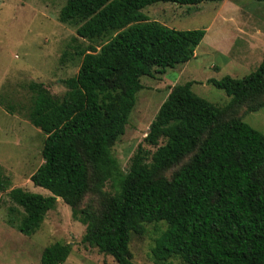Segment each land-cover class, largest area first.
Listing matches in <instances>:
<instances>
[{
	"label": "trees",
	"instance_id": "16d2710c",
	"mask_svg": "<svg viewBox=\"0 0 264 264\" xmlns=\"http://www.w3.org/2000/svg\"><path fill=\"white\" fill-rule=\"evenodd\" d=\"M221 1H65L58 22L75 25L77 38L101 44L76 52L79 65L62 82L61 97L39 83L27 84V119L44 136L42 163L28 179L49 195L12 190L9 197L22 216L15 225L8 218V225L23 236L34 234L59 199L83 226L81 247L114 264H131V233L142 235L145 224L156 223L165 228L150 249L155 263L264 264V136L230 117L240 107L264 108V54L240 79L206 80L229 99L223 108L194 95L193 82L172 86L143 138L153 151L138 145L123 173L110 153L134 106L139 79L188 62L204 37L202 29L148 21L141 10L159 2ZM105 183L111 194L102 192ZM87 195L95 205L82 206ZM69 252L68 244L53 243L41 251L39 264H60Z\"/></svg>",
	"mask_w": 264,
	"mask_h": 264
},
{
	"label": "rangeland",
	"instance_id": "374dc122",
	"mask_svg": "<svg viewBox=\"0 0 264 264\" xmlns=\"http://www.w3.org/2000/svg\"><path fill=\"white\" fill-rule=\"evenodd\" d=\"M65 1L0 0V264H39L41 251L53 243L70 246L68 257L60 264H114L109 256L81 247L83 226L71 218L69 208L59 199L30 236L21 235L7 224L8 218L15 225L22 216L9 197L12 190L49 195L28 179L42 163L44 136L27 119L31 97L27 84L39 83L51 95L61 97L66 91L62 82L77 71L80 58L76 52L101 44L77 38L75 25L58 22L57 14ZM141 13L148 21L167 28L202 29L204 37L188 62L163 74L155 73L152 78L139 79L141 88L135 94L123 134L110 148L122 173L138 145L153 151L143 138L172 86L193 82L190 89L194 95L223 108L229 99L206 80L225 75L240 79L256 69L264 54V0H223L196 6L159 2L143 8ZM5 108L12 114H7ZM232 112L230 117L264 136V108L249 112L240 107ZM112 191L109 183L102 187L107 195ZM95 203L96 198L87 195L82 206ZM9 208L14 209L10 214ZM143 227L142 235L131 233L129 237L131 264H179L177 259L155 263L151 258L153 240L164 230V224Z\"/></svg>",
	"mask_w": 264,
	"mask_h": 264
}]
</instances>
